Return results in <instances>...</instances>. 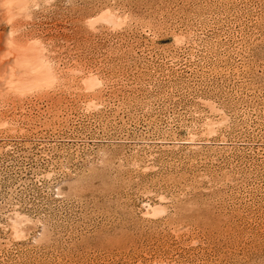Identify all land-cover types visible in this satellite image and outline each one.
Segmentation results:
<instances>
[{"label": "rangeland", "instance_id": "1", "mask_svg": "<svg viewBox=\"0 0 264 264\" xmlns=\"http://www.w3.org/2000/svg\"><path fill=\"white\" fill-rule=\"evenodd\" d=\"M0 264H264V0H0Z\"/></svg>", "mask_w": 264, "mask_h": 264}]
</instances>
